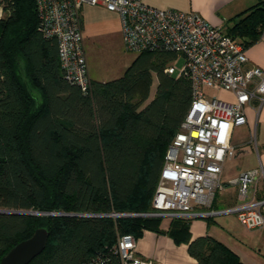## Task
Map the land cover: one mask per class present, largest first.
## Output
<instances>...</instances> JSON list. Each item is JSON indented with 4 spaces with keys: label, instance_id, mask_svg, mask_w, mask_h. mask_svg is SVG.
I'll return each mask as SVG.
<instances>
[{
    "label": "trees",
    "instance_id": "obj_1",
    "mask_svg": "<svg viewBox=\"0 0 264 264\" xmlns=\"http://www.w3.org/2000/svg\"><path fill=\"white\" fill-rule=\"evenodd\" d=\"M0 20V258L37 227L48 237L28 264H82L117 235L164 232L160 217L111 216L143 212L165 151L191 102L190 81L163 69L174 53H138L125 73L89 89L68 82L57 40L38 29L35 0H5ZM225 32L241 45L264 31V0L237 14ZM156 76V88L149 99ZM90 214V215H88ZM188 240L174 218L166 231ZM199 264H243L210 237L188 243Z\"/></svg>",
    "mask_w": 264,
    "mask_h": 264
},
{
    "label": "built area",
    "instance_id": "obj_2",
    "mask_svg": "<svg viewBox=\"0 0 264 264\" xmlns=\"http://www.w3.org/2000/svg\"><path fill=\"white\" fill-rule=\"evenodd\" d=\"M38 29L57 40V57L64 78L86 92L87 63L82 45L79 10L85 3L102 5L118 15L127 50L167 51L182 55L176 72L172 64L163 71L190 81L191 102L168 145L151 200L143 212L110 213L111 216L160 218H209L232 213L248 229L264 227V198L247 199L259 172H241L229 183L237 185L239 202L215 208L216 194L224 187L223 161L236 154L231 143L233 128L246 122L245 107L252 98L264 102V70L249 64L244 47L193 11L158 8L142 0H35ZM0 0V20L5 15ZM205 89L226 91L232 99L208 96ZM90 215V214H88ZM82 264H152L136 251V237L117 235L115 242Z\"/></svg>",
    "mask_w": 264,
    "mask_h": 264
},
{
    "label": "crops",
    "instance_id": "obj_3",
    "mask_svg": "<svg viewBox=\"0 0 264 264\" xmlns=\"http://www.w3.org/2000/svg\"><path fill=\"white\" fill-rule=\"evenodd\" d=\"M142 1L158 8L193 11L226 32L231 22L238 18L237 14L260 0ZM79 22L89 79L106 82L122 76L138 53L124 47L118 15L102 5L85 3L79 10ZM235 40L242 42L239 38ZM243 47L248 63L264 70V31L256 41ZM177 56L174 54V58ZM218 94L221 99L233 97L226 91H218ZM245 115L246 122L234 127L231 134L236 154L223 161L221 180L224 187L215 196V208L222 209L239 202L237 185L229 183V180L250 169L264 171V102L260 103L257 97L252 98L250 105L245 107ZM252 198H264V180L260 172L249 187L247 199ZM176 219L187 225L188 240L175 241L166 233L173 219L161 218L159 228L164 232L143 230L136 238L137 253L151 260L152 264H199L189 253L188 243L198 237H210L228 247L243 264H264V227L248 229L232 213L209 218ZM255 230H259L257 238L250 239L245 234Z\"/></svg>",
    "mask_w": 264,
    "mask_h": 264
},
{
    "label": "water",
    "instance_id": "obj_4",
    "mask_svg": "<svg viewBox=\"0 0 264 264\" xmlns=\"http://www.w3.org/2000/svg\"><path fill=\"white\" fill-rule=\"evenodd\" d=\"M17 212L33 214L30 210H0V212ZM48 231L44 227H37L26 239L12 246L1 258L0 264H28L45 247Z\"/></svg>",
    "mask_w": 264,
    "mask_h": 264
},
{
    "label": "rangeland",
    "instance_id": "obj_5",
    "mask_svg": "<svg viewBox=\"0 0 264 264\" xmlns=\"http://www.w3.org/2000/svg\"><path fill=\"white\" fill-rule=\"evenodd\" d=\"M124 44V42H123ZM124 47H125V44H124ZM126 48V47H125ZM129 53V52H128ZM132 56L133 53H131ZM184 62V58L182 55H178L177 57H172L170 59V64H172L176 70V72L178 71V69L182 66ZM155 88H156V76L153 74V81H152V85H151V88H150V96H149V99L146 101L148 102L154 95V91H155ZM208 96H211V95H217L219 96L218 94V91H215V90H212V89H205L204 91ZM261 231V230H260ZM250 239L251 238H257L259 236V230H255V231H250V232H247L245 233ZM253 240H256V239H253Z\"/></svg>",
    "mask_w": 264,
    "mask_h": 264
}]
</instances>
